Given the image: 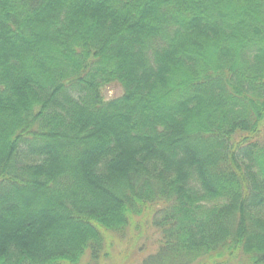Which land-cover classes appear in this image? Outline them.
<instances>
[{"label":"trees","instance_id":"1","mask_svg":"<svg viewBox=\"0 0 264 264\" xmlns=\"http://www.w3.org/2000/svg\"><path fill=\"white\" fill-rule=\"evenodd\" d=\"M150 214L138 264H264V0H0V264Z\"/></svg>","mask_w":264,"mask_h":264},{"label":"rangeland","instance_id":"2","mask_svg":"<svg viewBox=\"0 0 264 264\" xmlns=\"http://www.w3.org/2000/svg\"><path fill=\"white\" fill-rule=\"evenodd\" d=\"M103 95L105 98L110 99L117 97L121 94V89L118 86H107L103 89ZM160 206L151 208V213L154 210L159 209ZM158 211V210H157ZM152 214L149 219L147 217H141L135 222H140L141 227L135 228L134 226L128 231L127 237L122 239V242H118L112 251V256L106 261L105 264H112L115 261L120 260L126 256H133L131 258V264L140 263L146 256L156 252L158 247V240L160 234L156 229L151 226Z\"/></svg>","mask_w":264,"mask_h":264}]
</instances>
